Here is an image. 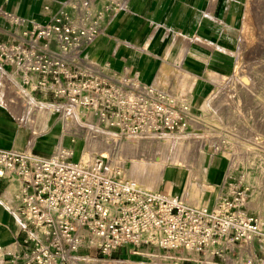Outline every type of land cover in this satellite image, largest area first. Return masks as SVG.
Instances as JSON below:
<instances>
[{
	"label": "built area",
	"instance_id": "1",
	"mask_svg": "<svg viewBox=\"0 0 264 264\" xmlns=\"http://www.w3.org/2000/svg\"><path fill=\"white\" fill-rule=\"evenodd\" d=\"M90 2L76 3V17L61 10L46 23H34L23 31L22 42L0 43V56L24 85L60 104L89 109L106 132H184L191 121L185 106L176 108L136 74L104 76L84 56L101 31L84 10ZM0 178L19 182L12 208L17 234L2 264H83L106 260L122 248L138 255L155 248L160 253L147 255L195 252L223 260L252 241L263 250L247 263L264 264V219L247 211L248 188L230 175L211 208L142 188L110 158L75 159L74 150L62 145L46 157L0 148ZM83 248L86 254L79 252Z\"/></svg>",
	"mask_w": 264,
	"mask_h": 264
},
{
	"label": "crops",
	"instance_id": "2",
	"mask_svg": "<svg viewBox=\"0 0 264 264\" xmlns=\"http://www.w3.org/2000/svg\"><path fill=\"white\" fill-rule=\"evenodd\" d=\"M104 1L112 7L101 17L98 14L101 31L94 44L84 50V56L89 59L90 55H95L104 76L136 74L142 83L173 100L176 108H181V103L189 100V118L190 113H203L201 107L195 105L205 100L215 82L208 72H218L219 76L232 72L231 51L244 14V0H97L96 7ZM76 3L73 0H0V43L22 42L24 30H29L34 23L50 21L61 10L75 16L71 12L77 11ZM13 18L23 21L16 23ZM11 69L0 56V148L49 156L55 147L62 145L63 123L55 122L58 113L55 115L54 111L46 122V130L41 131L34 115L36 108L47 109L50 103L61 100L32 90L30 85L23 84L21 74L13 73ZM30 78L32 81L36 79L35 76ZM191 82L198 83V88L188 89ZM26 87L30 90L27 97L23 96L24 100L21 88ZM57 127L58 131L55 130ZM70 143L62 146L73 149ZM47 150L48 154H44ZM227 165L221 158L213 159L208 165L207 176H214L210 182L214 183L219 174L220 180L216 195L210 205L205 206L207 208L214 205L221 191L228 175ZM18 187L19 182H7L0 178V264L8 257L17 234L12 208L17 203ZM169 194L180 196L188 204L194 205L182 189ZM250 208L249 199L247 211L260 216ZM141 250L145 254L125 250L124 253L116 251L113 254L119 257L117 260H127L132 264H249L247 260L259 256L263 246L252 241L248 245L238 246L233 252H227L223 260L216 256L204 258L202 253L195 252H174L173 257L149 256L146 252L157 254L160 251L155 248ZM79 252L87 253L84 248ZM157 258L161 261L157 262Z\"/></svg>",
	"mask_w": 264,
	"mask_h": 264
},
{
	"label": "rangeland",
	"instance_id": "3",
	"mask_svg": "<svg viewBox=\"0 0 264 264\" xmlns=\"http://www.w3.org/2000/svg\"><path fill=\"white\" fill-rule=\"evenodd\" d=\"M81 1H84V0H73V3L81 2ZM90 1L91 2L89 6L87 8H84V10L91 16V20H95L96 22L99 21L98 14H99V17H101L104 15L105 11L108 8L112 7V5L106 4L105 1L102 3H99L98 7H96L95 1L97 0H90ZM255 1L257 2L259 0H255ZM71 3L72 2H70V4ZM92 5H95V9L93 10V12L90 11V9L92 10ZM256 6L257 7L255 8L251 6V10L249 11V9L247 8V0L246 1L244 0V14L240 21V26L237 28L236 34L234 36L233 48L231 51V54L234 53V51H237L238 49V48L236 49V47H238V44L239 43L242 44L241 47L239 48L240 53H239V59L237 61L238 65L236 64L235 58L232 54L233 64H232V72L230 74H227L225 76L224 75L219 76L218 72L216 73L210 72L212 77L215 78V82L209 92L217 91V97L214 99L215 105L204 106L203 102L205 100L202 101L200 105L196 104L195 106L201 107L203 113L201 114L190 113V118L192 119L190 123L192 124H189L186 127L184 132H180V133L174 132V133H168V134H170L172 137L183 138L184 141L188 143L186 147H188L191 151H194V153L196 152L195 150L197 149L199 150V144L204 142L202 146V150L204 151V159L202 161L203 164L205 165L204 162L206 161V158L208 159L207 167L210 164V162L215 158H221L224 164H228L227 169H226V171L228 172V175H230L233 178L239 179L241 183L246 188H248L249 199L250 200L254 199L257 196L258 198L262 199L260 208H252V209L250 208V211L264 217V143H263L264 142V128H263L264 127L263 126L264 125V0H260L259 2H257ZM71 13L75 14V16L74 15L73 16L76 17L78 16L80 12L77 10L76 12L72 11ZM247 14L249 15L248 24H247V27H243L242 26L243 21L248 16ZM94 42H91L88 45V47H91L94 44ZM247 45L249 46L247 47ZM236 66H238L237 72L234 71ZM241 72H243L244 75L248 77L250 87L247 89L238 88L239 84H241L239 81L238 74L241 75ZM224 77H226L227 79ZM219 78H222L223 80L221 79L222 81L220 80L221 82H219ZM186 84H185V88H186ZM21 90L23 91L21 92L22 98L23 96L27 97L26 96L27 91H29L30 88L29 87H26L24 89L21 88ZM262 99H263V102H262ZM42 101L44 102L45 100L42 99ZM226 101H228L229 103ZM237 102L239 103V105ZM68 104L69 103H63V104L50 103L48 108L56 109V107H62L63 105L68 106ZM181 104L182 106H185L188 108L191 107L189 105V100L182 102ZM237 105L238 107H236ZM192 106L194 105L192 104ZM232 106L233 108L235 107L236 109L234 108L235 109L234 110ZM81 108H84V107H81ZM238 108L240 112L237 111ZM36 109H37V113L36 115H34V117L38 115L40 110H44L41 108H36ZM84 109L89 111V109L87 108H84ZM71 110L72 108L70 106H68L66 109L68 114L71 113ZM55 112H56L55 115L57 113H58V116L61 114L58 108L57 110H55ZM186 113L188 114V111ZM68 114L66 116L67 119L70 118ZM67 119L65 121V126L67 125V122H69ZM85 119H86V116H82V120L84 121ZM220 120H221V123H220ZM223 120L225 121L224 122L225 124L224 123L222 124ZM214 122L217 125H215ZM98 124L99 123L96 121V125H94L93 127H89L85 123H82V125L85 127V134L82 137L75 136V138L72 134L68 133L63 128L62 137L64 135L68 137L67 145H69L70 141L73 140L74 138V141L70 143L71 144L70 146L73 147V150L76 153L74 154V157L76 158L80 157V153L85 146V143L87 141V138L90 132L93 131L92 134L96 136L100 134L103 128L99 126ZM55 130L58 131L59 127H57ZM115 134L121 140L127 139L130 137V136H123V135L121 136L117 132H115ZM156 135H161V133H156ZM206 136H208L207 137L208 139L206 138ZM255 137H260L263 142L254 141ZM147 140H149V138H145L144 141H147ZM220 141L226 145L227 149L233 150V151H237L238 144L242 146L246 145L247 147H250L251 154H249V157H250L249 162L250 163L252 162L253 165L251 166H254V169L248 168L247 170L248 172H251V175H254L260 179H255L252 182L242 180L241 176L243 175L242 173L246 171V166H244L241 162H239L238 167L236 169H229L230 170L229 171L228 170V166L230 164L229 158L225 156L223 153L219 152ZM151 146L152 148L156 149V151L158 152L157 150L158 147L155 143H152ZM176 148H177V142H172V144H170L169 146V152L171 155H170V159L167 161V164H170V163L172 164V162H169V161H171V157L176 151ZM155 158L161 161L160 155H156ZM158 160L157 162H159ZM130 165H131V161L126 160L125 168H129ZM256 167H258L257 172H256V169H257ZM259 171H261V173H259ZM212 179H213V175L210 174V177L207 180V184L215 186V189L217 192V183L215 182L211 183L210 181H212ZM199 182L203 183L205 182V180H203V177L198 175L197 168L193 167L191 170L190 176H189V183L190 185L200 184ZM165 186H166V182H162L159 186V190L164 191L163 189L165 188ZM180 189H182V187L179 184L175 185L174 193L177 191H180ZM121 253H124L123 248L121 249ZM106 258L107 259L105 261H109L112 263L114 261H120V262L124 261V260H117V258L119 257L116 258L114 254Z\"/></svg>",
	"mask_w": 264,
	"mask_h": 264
},
{
	"label": "bare ground",
	"instance_id": "4",
	"mask_svg": "<svg viewBox=\"0 0 264 264\" xmlns=\"http://www.w3.org/2000/svg\"><path fill=\"white\" fill-rule=\"evenodd\" d=\"M259 1H257V2H259ZM257 2L255 0H247V8L249 9V11L251 10V6H253V8L257 7L256 6ZM260 8H262V7H260ZM94 9H95V5H92V10L90 9V11L93 12ZM248 20H249V15L244 19L243 25H242L243 27H247ZM261 22H263V21H261ZM161 32H163V31H161ZM261 33H262V31H261ZM200 40H202V39H200ZM94 41H95V39H94ZM241 45L242 44L239 43L238 47H236V49L238 48L237 51H234V53H232L234 58H235V61H236L237 65H238L237 61L239 59V53H240L239 52V48L241 47ZM248 46L249 45H247V47ZM249 50H250V48H249ZM99 51H100V49H99ZM89 60L91 62L95 63V64L97 63V59H96L95 55L89 56ZM222 65H223V63H222ZM168 66H169V64H168ZM174 66H175V64H174ZM237 70H238V66H236L234 71L237 72ZM244 72H245V70H244ZM185 73L188 76L190 75L189 72H185ZM208 73H210V72H208ZM214 73H216V72H214ZM210 75H209V77H210ZM238 76H239V81L241 83V84H239L238 88H242V89L243 88L244 89L245 88L246 89L249 88L250 84H249V81H248V77H246L243 72H241V75L238 74ZM224 78H226V77H224ZM159 79H160V77H159ZM194 79H196V78H194ZM221 79L222 78H219V82H221L223 80V79L222 80ZM163 80H164V78H163ZM184 80H185V78H184ZM161 82H163V81H161ZM166 83H168V82H166ZM222 84H223V82H222ZM198 85H199L198 83L191 82L190 84H188L187 88L188 89H191V88L197 89ZM254 85H255V83H254ZM164 87L165 86H163V88ZM235 87H237V86H235ZM179 88H180V86H179ZM224 91H226V90H224ZM216 97H217V91L209 92L205 96V101L203 102L204 106H206V105L207 106L208 105H210V106L211 105L212 106L215 105L214 99ZM226 102H228V101H226ZM262 102H263V99H262ZM238 105H239V103H238ZM238 105L236 107H238ZM68 106H70L72 108L70 114H68L67 111H66ZM68 106L67 105H63L62 107H56V109L48 108V109L40 110V112L38 113V115L36 116L35 119H36V124L40 125L41 131L46 130V128H47L46 122L50 119L51 115L53 114V112L55 110H57V108L60 110L61 114L58 117L55 118V122H60L61 121L63 123L64 129L68 133L72 134L74 136V138H75V136L82 137L85 134V127L82 125V123H85L89 127H93L94 125H96V121L97 120H96L95 116L92 114V112H89L88 110H85L84 108H81L80 106H77L75 104L69 103ZM232 108H233V106H232ZM187 111H188V107H186V111L185 112H187ZM237 111L240 112L239 108H238ZM67 114H68V116H70L71 119L70 118H68V119L66 118ZM82 116H86V119L84 121L82 120ZM66 119L69 122H67V125L65 126ZM215 121H216V119H215ZM224 122L225 121L223 120L222 124ZM220 123H221V120H220ZM214 124H215V122H214ZM51 125H53V124H51ZM215 125H217V124H215ZM219 128H220V126H219ZM92 132L89 133L87 141L85 143V146H84L83 150L80 153V157L79 158H82L84 160H91L92 158L97 157V156L110 158L112 164L119 166L122 169V171L124 172V175L126 177L128 176L127 177L128 179L136 182L140 187L145 188V189H149V190H153V191H159L160 184L162 182H166V186L163 189L164 190L163 192L172 193L173 194L174 193V186L179 184L182 187V191H184V193H186V197H188L190 202L192 204H194V205L209 206L211 201H212V199L215 197V195H216L215 186L207 184V180L210 177V174H209V176H207V172H208L207 162H208V159L206 158V161L204 162L205 165L202 162L203 159H204V151L202 150V146H203L204 142L200 143L201 146L199 144V150L198 149L195 150L196 152L194 153V151H191L188 147H186V145H188V143H186L183 138L172 137L168 133H161V135H156V133L148 131V132H144L143 134L133 135V136H130L129 138H127V139L121 140L115 133L106 132L104 129H102L100 134L97 135V136L93 135ZM207 137L208 136H206V138ZM41 138H43V137H41ZM67 138L68 137L66 135H64L60 139L61 140L60 143L62 145H66L67 146V144H68V139ZM145 138H149V140L144 141ZM204 139H205V137H204ZM150 140H152V141H150ZM254 141L263 142L260 137H255ZM172 142H177V148H176V151L174 152V154L171 157V161H169V162H172V164L171 163L167 164V161L170 159V155H171L170 152H169V146H170V144H172ZM152 143H155L157 145L158 152L156 151V149L152 148V146H151ZM232 145H233V143H232ZM48 150L44 154H48V152H49ZM219 152L223 153L225 156H227L229 158L230 164H229L228 170L229 169H236L238 167L239 162H241L244 166H246V171L243 172L242 173L243 175L241 176L242 180H246V181H251L252 182L255 179H260V178L254 176V175H251V172H248V170H247L248 168L254 169V166H251V165H253L252 162L251 163L249 162V159H250L249 154H251L250 147H247L246 145L242 146V145L238 144L237 145V151H233V150L227 149L226 145L223 144V142L220 141V150H219ZM74 154H76V153L74 152ZM156 155H160L161 161H159L158 159L155 158ZM74 158H76V157H74ZM126 160H130L131 161V165L129 166V168H125ZM157 160L159 162H157ZM193 167L197 168L198 175L203 177V180H205V182H203V183L199 182L200 184H191L190 185L189 176H190V173H191V170H192ZM256 168H257L256 169V172H257L258 171V167H256ZM259 173H261V171H259ZM192 175H193V173H192ZM219 176H220V174H219ZM219 176L217 177L215 183L219 182V180H220ZM261 200L262 199L258 198V196L255 197L254 199H251L250 200L251 209L252 208H260ZM159 260L160 259H158V258L156 259L157 262H159ZM86 264H132V263L127 261V260H124V261H121V262L120 261H114L112 263V262L105 261V260H94L93 259V260H88Z\"/></svg>",
	"mask_w": 264,
	"mask_h": 264
}]
</instances>
